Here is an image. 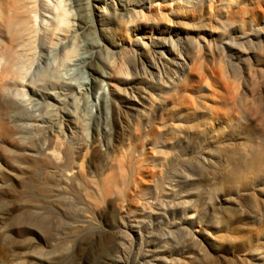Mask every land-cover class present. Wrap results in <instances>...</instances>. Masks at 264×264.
Wrapping results in <instances>:
<instances>
[{
	"label": "bare ground",
	"instance_id": "obj_1",
	"mask_svg": "<svg viewBox=\"0 0 264 264\" xmlns=\"http://www.w3.org/2000/svg\"><path fill=\"white\" fill-rule=\"evenodd\" d=\"M121 1V9L114 4L111 13L103 3H93L99 8L100 26L105 23L114 25L118 32L125 29L126 34L121 32L124 39L128 35L127 26H135V22L140 21L138 23H143L151 34L156 35L149 38V43L144 36H136L129 42L124 39L129 44L126 48L132 54L133 61L129 64L133 68L130 70L124 61L119 65L120 70L117 68L118 72L108 71L106 68L112 65L108 59L116 50L109 49L107 43L98 39V44L90 45L89 54L82 56L89 75L85 72L81 82H73L71 76L49 80L52 85L59 81V89H63L61 96L54 94L65 111L61 127L66 123L73 134L75 129L80 131L83 128V117L90 115L95 134L86 146L75 151L68 144L59 142L55 129H44L40 136L27 135L29 125L26 126V122L32 119L35 123L31 125L30 122V126L33 127L44 122L45 117L36 113L40 104L25 89L20 93H3V90L30 80L23 59L29 55V50L34 49L38 33L42 34L38 42L41 63L50 65L52 60L54 70L60 72L78 62L81 42L89 37L86 31L96 25L91 1L0 0V99L5 101V113L0 116V154L3 157L0 187L6 186L1 180L10 176L22 186L26 185L27 179L34 183L26 194L30 200L11 196L1 203L0 221L6 220L12 211L15 212L16 226L39 228L49 223L48 238L53 235L57 238L58 233L67 229V225L58 222L60 216L57 217L60 212L59 180L71 184L81 182L82 191L86 190L88 183L95 192L108 198L115 193L118 182L125 178L122 171H112L101 184L88 179L87 171H91V163L100 154L101 111L100 108L97 113L93 111L96 99L106 101L105 96H109L113 103H117L116 96L121 97L124 103L116 115L131 112L133 117H129L128 127L132 129L159 107L162 99L171 98L174 93L179 97L175 104L184 112L179 114L175 123L167 124L171 128L164 129L165 132L173 141L186 132L200 135L209 131L210 136L204 149L181 158L177 178L168 181L169 186L196 184V193L209 197L217 184H226L227 187L223 189V196L212 201L204 212L199 211L191 199L174 202L177 207L186 203L195 209L196 214L191 213L175 227L165 228L153 241L147 240L148 246L157 245L150 249L152 260L160 263L173 260L171 254L164 256L163 253L194 245V241L201 237L227 250L232 248L236 260L231 264H264V111L254 103L255 99L264 100V80H258L259 75L264 74V0H176L174 8L172 4L163 3L161 8L171 11L178 27L164 23L160 9L156 12L161 14V22L157 23L159 27L154 26V9L149 8V13L143 11L144 1L150 0L142 3ZM133 4L140 9L131 7ZM39 15L40 23L37 22ZM196 16L215 21L218 26L211 33L219 34L220 31L223 36L227 35L224 43L231 46L232 56L250 62L247 68L250 88L249 84L245 87V92H250V102L238 96L240 92L231 85L227 71L211 66L204 70L201 66L198 57L202 47L187 33L189 22ZM126 20L127 23H123ZM94 33L99 35L96 28ZM177 33H180L178 37ZM125 43L114 42L112 45L124 49ZM206 43L204 39L203 46ZM104 50H107L106 56ZM101 56L105 57L104 61L101 59L102 63L99 61ZM189 75L198 77L197 81L189 80ZM102 77L109 78L107 83L111 87L107 90L103 85L106 80ZM28 85H33V80ZM212 124L221 127L215 129ZM102 135L103 140L109 141L106 131ZM210 167L214 170L211 171ZM200 181L206 183L205 189L198 185ZM146 209L142 207L139 211L144 213ZM75 217L66 220L73 228L74 241L65 250L57 247L58 238L54 239L50 249L40 251L30 242L25 244L22 240H15L12 226L0 229V264H67L78 255L85 259L101 252L100 235L92 233L93 229L88 225H77ZM192 219L197 222L193 228H188L186 222ZM187 256L193 258L190 253Z\"/></svg>",
	"mask_w": 264,
	"mask_h": 264
},
{
	"label": "rangeland",
	"instance_id": "obj_2",
	"mask_svg": "<svg viewBox=\"0 0 264 264\" xmlns=\"http://www.w3.org/2000/svg\"><path fill=\"white\" fill-rule=\"evenodd\" d=\"M90 1L92 17L96 25L86 31V35L89 34V37L81 42V48L79 49L81 57L78 58V62L76 61L74 65L62 69L60 72L54 70L55 66L52 60L50 61V65L41 63L39 61L41 50L38 48V42L40 43L42 34L38 33L34 49L29 50V55L23 59L24 68L28 71L27 78L33 80V85H28L30 80H27L16 86L10 85L7 89L3 90V93H20L22 89H25L29 96L35 97L40 104V109L37 110L38 107L36 106L35 110H37V114H42L45 117L44 122L40 126L33 127L30 126V122L32 125L34 121L26 119V121L29 120V122L25 121L27 123L25 125H29L28 129H26L27 135L32 136L35 134L36 136H40L39 133L44 129H55V135L59 142L68 144L75 151L80 146H86L91 141L93 133L95 134V130L90 124V115L87 114L86 118L83 117V120L85 119V122H82L83 128H80V131L79 129L73 130V134H71L72 130L66 126V123L61 127L60 122L65 111H62L63 106L56 99V95L61 96L60 92L63 89H59V81H54V85H52L49 84V80L57 77L60 80L63 76H71L70 78L73 79V82H81L86 73L89 75L87 72L89 68L85 67L82 56L89 54L90 45L92 47L93 44H98V39L101 42L107 43L108 46L106 47H109V49L116 50L115 54H111V57L108 59L109 64L112 63L111 67L106 68L108 71L114 73L124 61L128 64L130 61H133L132 54L126 48L129 44L127 45L124 39L129 42L131 38L134 40L136 36H144L145 41L149 43V38L156 36L155 34H151L143 23L136 21L135 26L128 24V35L124 36L123 39L121 32L126 34L127 31L121 28L120 32H118L116 26H110L106 23L103 25L104 28L102 25L100 26L99 8L93 6V3H97V5L103 3L106 10L111 13L114 9V4L118 5L121 9L120 2L122 1ZM143 1L130 0L131 3H142ZM165 2L172 4V8L176 4V0L144 1L143 11L149 13V8L154 9L156 19L153 22L154 26L159 27L157 23L161 22V18L159 17L161 14L156 12L157 9H160L163 11V22L171 27H178V24L173 21L170 14L171 11L161 8V5ZM131 7H138L140 9L136 4H133ZM30 19L32 20L31 17ZM124 19L127 18L124 17ZM150 19H152L151 16ZM40 20L41 16L39 15L37 22L40 23ZM123 23H127V20ZM216 26L218 24L215 21L204 20L201 16H196L189 22L188 35L192 39H196L202 47L198 57L199 62L202 67L204 66V70L207 66H211L227 71L231 85L235 87L236 92H240L238 96L247 98L250 102V92H245V87L248 84L250 88V81L247 79V68H249L250 62L247 59L240 60L232 56L231 46L224 43L225 38L228 36H223L220 31L219 34L211 33ZM95 28L98 30V36L94 33ZM179 34L177 33L176 36L178 37ZM176 36L173 37L176 38ZM204 39L207 42L205 46H203ZM114 42L125 43V48H114L115 46L112 45ZM106 52L107 50H104L103 55L106 56ZM133 55L135 56V54ZM101 59L105 60V57L101 56L99 59L100 63H102ZM129 66L131 70L133 65L129 64ZM87 75L86 77L89 79L90 76ZM102 78L106 80L103 85L105 86V90H107L111 87L107 83L109 78ZM197 78L190 76L189 80L196 82ZM258 80H264V74L261 73ZM170 96L171 98L162 99L160 106L154 109L150 115L143 117L132 129L128 127L129 117L130 119L133 117L131 112L126 114L128 117L126 115H116V111L124 103L121 97L116 96L115 100L117 103H113L109 96H105L106 101L96 99V106L93 107V111L97 113V109L99 110V108V111H101V117L99 118V128L101 130V139H99L101 140L99 144L100 154L91 163V171H87L88 179L89 181L92 179L95 184H101L107 174L112 171H122L125 178L118 182L115 193H111L112 195L108 198L95 192L93 187L88 183L86 190L82 191L81 182L71 184L64 179L57 182L60 207V212L57 214V217L60 216L58 222L67 225V229L64 232L57 234L59 241L57 247L65 250L66 248L69 249L72 245L74 241L73 228L69 226L71 224H68L66 220L67 217L71 218L74 215L77 217L74 220L77 222V225H88L93 229L92 233L100 235V242L103 247L100 250L101 252L95 253L93 256L91 255L84 259L81 255H78V257L71 258L67 264H231L236 260L233 254L235 251L232 248H228L229 250H227L224 246L202 240L201 237H198L194 241V245L183 246L180 250H174L172 253H163L164 256L171 254L174 257L173 260L165 263L152 260L150 249H155L157 245L153 243L151 246H148L147 240L153 241L156 234L165 228L175 227L179 221L191 213L196 214L195 209L190 208L186 203L177 207L174 202L180 199H191L196 208L204 212L212 204V201H217L219 197L223 196V189L227 187L226 184H217V188L214 189L212 195L209 197L203 193H196L194 190L196 184L186 183L178 185L175 188L169 186L168 181L177 178V169L181 163V158L196 154L198 150L207 145V137L210 136L209 131H207L208 135L207 133L198 135L196 132H186L176 141H173L164 129H170L171 126H167V124L175 123L178 120L179 114L183 113L184 110L178 108L175 104L178 101V95L173 93ZM254 103L264 111V100L257 101L255 99ZM4 104L5 101L3 102L0 99V116L5 113ZM211 120L213 121V119ZM211 127L217 129L221 126L212 124ZM104 130L108 135L109 141L103 140L102 134L105 132ZM0 163H3L1 154ZM210 170L214 169L210 167ZM13 177L10 176L8 179L1 180V183H4L3 185L6 186L0 187V205L6 199L11 198V196L20 197V200H30L31 198L27 197L26 194L29 188L33 187L34 183L32 181L29 182V179H27L26 185L22 186ZM198 185L203 188L207 187L204 181L198 182ZM142 207L148 210H143L144 213H140L141 210L139 211V209ZM14 216L15 212L11 211L6 220L1 219L0 229L12 226V234L14 233L13 238L15 240H22L25 244L30 242L38 246L37 248L40 251L50 249L56 236L53 235L51 238H48L49 231L47 229L49 223L39 228L36 226L30 228L24 225L18 227L14 224L16 223ZM196 222L197 219H192L186 222V226L193 228V224ZM130 225L134 227H129ZM188 253L197 260L189 258L187 256Z\"/></svg>",
	"mask_w": 264,
	"mask_h": 264
}]
</instances>
